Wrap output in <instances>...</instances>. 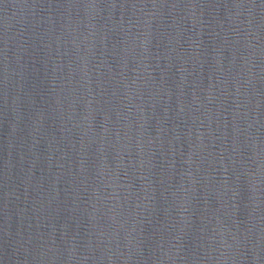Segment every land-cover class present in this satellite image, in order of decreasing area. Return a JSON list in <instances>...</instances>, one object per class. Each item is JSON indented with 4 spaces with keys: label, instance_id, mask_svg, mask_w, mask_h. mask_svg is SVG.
Segmentation results:
<instances>
[{
    "label": "water",
    "instance_id": "1",
    "mask_svg": "<svg viewBox=\"0 0 264 264\" xmlns=\"http://www.w3.org/2000/svg\"><path fill=\"white\" fill-rule=\"evenodd\" d=\"M0 264H264V0H0Z\"/></svg>",
    "mask_w": 264,
    "mask_h": 264
}]
</instances>
